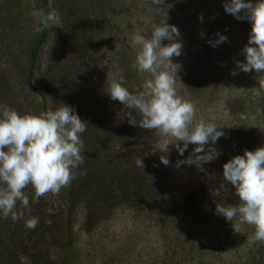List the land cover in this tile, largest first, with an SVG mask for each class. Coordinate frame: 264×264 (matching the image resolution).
I'll return each instance as SVG.
<instances>
[{"label": "rangeland", "instance_id": "rangeland-1", "mask_svg": "<svg viewBox=\"0 0 264 264\" xmlns=\"http://www.w3.org/2000/svg\"><path fill=\"white\" fill-rule=\"evenodd\" d=\"M33 1L0 0L1 55L7 51L17 55L20 38L36 25L37 20L31 14L35 8ZM69 1L73 4L69 17H100V28L94 34V28L89 29L90 35L84 39V43L91 45L86 52L85 69L90 68L93 82L99 77L96 101L107 121L99 131V140H93L101 147L99 151L112 155L125 144L123 129L113 130L110 122L127 123L133 109L111 100L107 90L111 78L125 68L130 73L124 72L128 76H123V86L133 94L137 88H142L149 74H141L133 67L135 50L130 47L128 36L136 31L149 35L153 23L165 22L178 29L181 55L172 58L179 66L177 93L196 105L197 118L220 127L217 130L224 135L214 145H205V153L194 154L196 145L189 144L180 155L173 145L174 139L147 130L154 160L145 169L148 176L159 183L160 198L156 206L160 214L145 206L119 205L110 210L88 199L86 204H78L71 210L70 247L66 250L50 248V258L58 264H264V244L249 242L254 228L243 225L235 231L231 222L216 213L217 203L225 206L239 203L234 188L223 178V165L243 155L245 150L264 147L263 91L258 90L257 73H245L236 63L245 62L242 52L247 38L243 19L225 12L224 4L228 0H164L159 6L161 9L153 6L151 0H102L96 3L99 8L96 12L87 9L88 6L82 7V0ZM92 1L95 4L96 0ZM244 2L255 4L258 0ZM67 11L68 8L62 9L63 13ZM66 17L65 14L60 16L61 23L50 29L33 77L35 83L54 60L53 56L58 57L63 52L64 42L84 44L74 31L71 37L66 35L65 41ZM218 33L227 40L215 44ZM3 65L9 69L4 75L11 80L12 88L19 89V72L14 68L11 71L6 63ZM88 90L94 94V88L88 87ZM26 94L29 99L40 102L34 91ZM46 105L51 108L49 100ZM131 128L141 130L139 126ZM83 145L86 150V144ZM209 148L219 153L214 160L204 162L196 157L206 154ZM144 150L146 157L148 149ZM161 156L168 159L167 165L161 162ZM188 160L191 163H187ZM57 197L54 196L56 203ZM88 206L93 209L89 223Z\"/></svg>", "mask_w": 264, "mask_h": 264}, {"label": "clouds", "instance_id": "clouds-1", "mask_svg": "<svg viewBox=\"0 0 264 264\" xmlns=\"http://www.w3.org/2000/svg\"><path fill=\"white\" fill-rule=\"evenodd\" d=\"M151 4L161 9L159 6L164 0H151ZM224 10L238 20L251 22L249 39L242 52L245 62L236 63L237 68L245 73L255 71L260 74L257 77L258 90L264 91V0L255 4L228 0ZM31 14L39 22L38 31L56 28L61 23L60 14L55 9L48 12L40 9ZM179 35L175 26L165 22L153 23L147 36L140 31L130 33V47L135 50L133 67L149 76L142 88H137L133 94L123 86L122 72L117 73L111 78L107 93L111 100L135 110L136 115L128 114L130 125L174 139L176 143L173 145L180 155L189 144L196 145L194 154L205 153V145H214L224 133L218 131L220 127L215 124L197 118L196 105L177 93L179 66L172 62V58L181 55ZM217 35L219 39L215 44L227 40L226 36ZM164 41L168 43L163 44ZM61 105L39 115H21L7 105H0V215L3 218L11 217L14 222L22 220L24 210L30 209L24 191L27 187H32L33 199L37 201L48 194L58 195L62 188L70 186L76 178L75 170L84 163L81 134L88 124L73 108ZM181 143L183 147H180ZM218 155L215 148H209L206 154L196 157L210 162ZM160 159L165 165L169 163L165 156ZM136 165L143 169L142 159H137ZM79 175H86V171ZM223 178L234 188L239 203L227 206L217 203L216 213L231 222L235 231L243 225L252 226L254 234L249 237V242L264 244V147L245 150L243 155L225 163ZM38 223V218L32 217L25 226L34 230Z\"/></svg>", "mask_w": 264, "mask_h": 264}, {"label": "trees", "instance_id": "trees-1", "mask_svg": "<svg viewBox=\"0 0 264 264\" xmlns=\"http://www.w3.org/2000/svg\"><path fill=\"white\" fill-rule=\"evenodd\" d=\"M101 1L96 0L94 4L92 0H82L80 5L88 6L87 9L96 12L99 9L96 3ZM33 2L34 11L43 9L48 12L55 9L60 16L64 14L67 16L64 19L65 28L63 29L65 41L66 35L71 37L74 31L76 38L84 43V39L90 35L89 29L94 28L92 32L94 34L96 29L100 28V17L97 18L95 15L69 17L70 8L73 7L69 0H34ZM68 3H70L69 6ZM64 8H68L65 13L62 12ZM242 24L248 42L251 22L243 19ZM39 27L37 20L36 25L24 34V38H20V50L17 55H14L13 51H7L2 55L0 53V105H7L21 115H39L47 110L54 111L61 107V104L73 108L80 119L88 124L86 131L81 134V140L86 144V150L82 149L85 160L75 170L76 178L70 186L62 188L59 192L57 203L54 201L55 195L52 194L41 197L38 201L34 200V190L29 186L24 191L29 198L30 209L24 210L23 219L14 222L11 217L5 219L0 215V264H58L50 258V248L66 250L70 247L68 239L71 210L78 204L84 202L86 204L88 199L110 210L119 205L131 208L145 206L160 214L157 208L160 198L157 191L159 183L149 177L145 169L146 165L149 168L154 160L150 153L151 139L147 135L149 132L144 129L134 128L133 130L132 125L128 123V118L125 124L114 125L115 122L111 121L113 130L123 129L125 144L122 150L112 155L99 151L101 147L93 140H99V131L103 129L104 123L107 125V121L102 116L100 103L96 101L99 85L96 80L98 81L99 77L93 82V77L89 75L90 68L85 69L87 64H84V61L88 56L86 52L91 45L88 43L82 45L68 40L64 42L63 52L58 57L53 56L54 60L48 63L46 70L35 83L33 77L40 65V54L50 34V29L38 31ZM1 45L2 43H0V52ZM5 63L8 64V68L11 67V71L14 68L19 72L20 78L17 83L19 89H13L11 80L9 81L5 76L9 72V69L4 68ZM124 72L128 73L129 70L125 68ZM124 72H122L123 76L127 78L128 75ZM259 75L257 73V77ZM88 87L91 90L94 88V94L88 90ZM26 90L34 91L37 94L36 98H40V102L29 99ZM46 100L50 102V109L47 108ZM262 101L264 104V91ZM132 114L136 115L135 110ZM137 119H139L138 116ZM144 149H148L146 157L143 155ZM137 159H142L143 169L136 165ZM81 171H86V175H79ZM19 210L18 202L17 211ZM167 216L171 218L172 215ZM32 217L39 220L34 230L25 226V222ZM92 217L93 209L88 206L87 223Z\"/></svg>", "mask_w": 264, "mask_h": 264}]
</instances>
